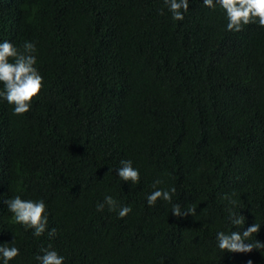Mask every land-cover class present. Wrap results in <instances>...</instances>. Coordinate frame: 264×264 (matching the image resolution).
<instances>
[{"label":"trees","instance_id":"trees-1","mask_svg":"<svg viewBox=\"0 0 264 264\" xmlns=\"http://www.w3.org/2000/svg\"><path fill=\"white\" fill-rule=\"evenodd\" d=\"M226 23L203 0L183 21L163 0H0V42H34L43 77L26 114L0 100V244L20 252L9 264H39L49 244L64 264H264V248L217 246L254 223L245 243L264 244V28ZM122 159L138 184L119 179ZM156 179L176 192L149 206ZM17 195L45 202L43 236L12 221ZM105 196L132 211L98 212Z\"/></svg>","mask_w":264,"mask_h":264},{"label":"clouds","instance_id":"clouds-1","mask_svg":"<svg viewBox=\"0 0 264 264\" xmlns=\"http://www.w3.org/2000/svg\"><path fill=\"white\" fill-rule=\"evenodd\" d=\"M165 6L172 14L174 21H183L184 13L189 10V0H163ZM204 6L215 9L218 5L226 15V30L240 32L244 26L258 24L264 28V0H203ZM163 14V13H161ZM36 44L25 41L21 49H18L9 41L0 42V100L6 101L12 106L14 115H24L30 111L33 98L38 97L43 89V77L35 67ZM120 180L138 184L140 181L139 171L132 166L131 160L120 161L117 169ZM161 179L153 182L156 189L147 196V204L154 206L158 200L171 202L172 194L176 188L170 190L157 189L162 184ZM8 211L12 214L11 219L15 224L21 225L25 230H31L35 237L44 235L48 228V216L46 204L41 200L22 199L17 195L5 201ZM234 203V201L232 202ZM107 206L109 211H117L118 216L123 218L131 211L129 206H119L112 196H105L102 203L97 204V211L102 212ZM172 214L176 217L195 215V208L181 211L179 204H173ZM229 220L239 227L245 224V217L229 210ZM260 230L259 224H252L244 231H232L230 233H217V246L221 251L227 252H251L253 248H264V244L256 241L254 244L245 243L254 233ZM56 229L48 231L49 238L55 237ZM15 239L12 241L14 245ZM42 255H37L39 264H64V257L54 250L51 244L40 249ZM20 254L15 246L8 243L0 244V260L3 264H9Z\"/></svg>","mask_w":264,"mask_h":264}]
</instances>
